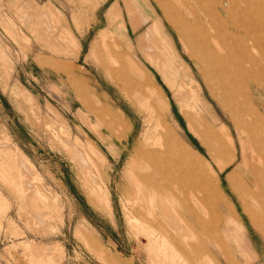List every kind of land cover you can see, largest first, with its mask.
<instances>
[{
	"label": "rangeland",
	"instance_id": "obj_1",
	"mask_svg": "<svg viewBox=\"0 0 264 264\" xmlns=\"http://www.w3.org/2000/svg\"><path fill=\"white\" fill-rule=\"evenodd\" d=\"M245 1L0 0V264H264V60L233 27Z\"/></svg>",
	"mask_w": 264,
	"mask_h": 264
},
{
	"label": "bare ground",
	"instance_id": "obj_2",
	"mask_svg": "<svg viewBox=\"0 0 264 264\" xmlns=\"http://www.w3.org/2000/svg\"><path fill=\"white\" fill-rule=\"evenodd\" d=\"M209 1H211V0H209ZM215 1V0H214ZM217 1H219V0H217ZM249 1V2H248ZM246 3H245V6L243 7V9H245V14H244V12L243 11H240L241 13L243 12V14L245 15V17L243 18V19H240L239 21H234L233 23V27H234V29H239V28H246V30H248L249 31V37H251L250 39H251V46H252V51H256V52H258L257 54H258V56H260L263 60H264V31H263V28H262V21H264L262 18H263V16H264V3L263 2H261V1H259V0H248ZM229 2H231V1H229ZM232 5V4H231ZM230 5V6H231ZM236 6V5H235ZM233 7V6H232ZM239 7H241V6H239ZM252 8H253V11H252ZM236 9H238V8H235V11H236ZM239 13V12H238ZM167 14V13H166ZM233 14H236V13H234V10H233ZM240 14V13H239ZM243 14H241L242 16L241 17H243ZM263 15V16H262ZM234 18V17H233ZM238 18H239V15H238ZM235 19V18H234ZM223 25H221V28H220V31H222V29H223ZM226 30H227V28H226ZM227 31H229V30H227ZM223 32V31H222ZM238 32H240V31H238ZM222 33H220V35H221ZM231 35V34H230ZM244 35H245V33H244ZM237 36H238V33H237ZM246 36H248V35H246ZM245 36V37H246ZM228 38V37H227ZM229 38H231V37H229ZM247 38V37H246ZM225 39H226V37H225ZM244 39V38H243ZM231 40H232V38H231ZM241 41H242V38L240 39ZM248 41H249V39H248ZM250 42V41H249ZM231 43V42H230ZM218 44V43H217ZM219 45V44H218ZM249 45L250 44H248V47H249ZM245 46H247V45H244L243 47H245ZM250 49V48H249ZM220 53H221V55H223V53H225V55H226V57L229 59H231V58H234V56H233V54H232V52H231V48L229 47V46H225L224 44H222V45H220V51H219ZM251 53V52H250ZM253 54H254V52H253ZM247 55V54H246ZM255 55V54H254ZM257 56V57H258ZM247 57V56H246ZM251 59V58H250ZM250 59H249V61H250ZM207 60H208V58H207ZM256 61H257V59H256ZM259 61V60H258ZM258 63V62H257ZM207 64V63H206ZM262 64V63H261ZM248 66H249V64H247ZM256 65V64H255ZM263 65V64H262ZM210 66V65H209ZM257 66V65H256ZM206 67H208L207 65H206ZM262 68L264 67V66H261ZM262 68H260V69H262ZM224 70V69H223ZM262 72H264V68H263V71ZM248 74H249V72H248ZM261 74V73H260ZM259 74V75H260ZM246 77H247V75H246ZM259 77V76H258ZM260 78V77H259ZM252 79L254 80V77H253V75H252ZM261 79V78H260ZM259 79V80H260ZM234 80V79H233ZM262 81V80H261ZM254 82V81H253ZM260 82V81H259ZM230 83H231V81H230ZM238 84H240V83H238ZM263 84V83H262ZM224 87V86H223ZM240 90V89H239ZM258 90V88L256 87V86H254V88H253V93H255V98H256V96H257V102H259L258 103V105L261 107V108H263V110H264V98H263V96H261V95H259V93L260 92H258L257 91ZM236 93V92H235ZM251 94V93H250ZM237 95H238V93H237ZM242 96V95H241ZM244 99V98H243ZM245 101V100H244ZM251 101V100H250ZM247 104V103H246ZM248 104H251V102L250 103H248ZM255 105V104H254ZM241 106V105H240ZM256 106V105H255ZM252 107V106H251ZM257 107V106H256ZM245 108V107H244ZM240 110V109H239ZM243 111H244V109H243ZM246 111V110H245ZM253 111V110H252ZM248 112V111H247ZM258 112H260V111H258ZM249 113V112H248ZM257 114V113H256ZM260 114V113H259ZM244 115H246V113L244 114ZM244 115H243V117H244ZM251 116H253V114L251 115ZM254 116H255V114H254ZM263 116V115H262ZM258 118H259V116H257ZM264 117V116H263ZM118 118V117H117ZM251 118V117H250ZM162 120V119H161ZM161 120H160V122H161ZM255 120L257 121V119L255 118ZM259 120V119H258ZM264 120V119H263ZM165 122V121H164ZM252 122H253V118H252ZM192 123V122H191ZM247 123V122H246ZM248 124V123H247ZM159 125H161V127H163V129H162V137H163V140H162V142L164 143V145H163V147H167V149L170 151V152H173V153H175L176 155H179L180 157H182V159H184V160H186V159H188L191 155H192V153H191V151L186 147V146H184L183 144H182V142H180V140H179V138H177V136L172 132V130L169 128V127H167L166 125H162V124H159ZM237 125V124H236ZM244 125V124H243ZM246 125V124H245ZM255 124H253L252 125V127L254 126ZM257 125V124H256ZM241 126V125H240ZM248 126V125H247ZM247 126H246V130H247ZM250 126V125H249ZM261 126H262V124H261ZM211 127V126H210ZM256 127V126H255ZM258 127H259V125H258ZM241 128V127H240ZM243 128V127H242ZM207 129V128H206ZM206 129H205V131H206ZM209 129V128H208ZM245 128H243V130H244ZM252 129V128H251ZM254 129V128H253ZM264 129V128H263ZM195 130V129H194ZM199 130V129H198ZM212 130V129H211ZM208 131V130H207ZM206 131V132H207ZM253 131V130H252ZM257 131H259L258 130V128H257ZM257 131H256V133H257ZM201 132V131H200ZM210 132V131H209ZM213 132V130L211 131V133ZM255 132V131H254ZM253 132V133H254ZM195 133V132H194ZM250 133V132H249ZM202 134V133H201ZM206 134V133H205ZM216 134V133H215ZM198 135V134H197ZM259 135H261L260 133H259ZM210 136V134L208 133V136L207 137H209ZM218 136V137H217ZM217 136H213V137H216V138H219V139H217L218 141L219 140H221L220 139V137H219V135L217 134ZM255 136V135H254ZM202 137H203V134H202ZM211 137V136H210ZM259 138V137H258ZM257 138V139H258ZM206 138L204 137V140H205ZM208 139V138H207ZM250 139L251 140H253L251 137H250ZM260 139H262V138H260ZM259 139V140H260ZM209 140V139H208ZM213 140H214V138H213ZM263 140V139H262ZM215 141V143H216V140H214ZM264 141V140H263ZM210 142V141H209ZM226 142V141H225ZM211 143H212V140H211ZM222 143V142H221ZM218 144H219V142H218ZM223 144V143H222ZM225 144V143H224ZM143 145V144H142ZM206 146V145H205ZM217 147V146H216ZM259 147H260V145H259ZM152 148V147H151ZM208 148V147H207ZM206 148V149H207ZM213 148V146H211V149ZM231 147H229V149H230ZM149 149H150V146H149ZM209 149H210V147H209ZM215 149V148H214ZM213 149V150H214ZM143 150V149H142ZM208 150V149H207ZM216 150V149H215ZM217 150H218V148H217ZM222 150V149H221ZM147 152H148V150H146ZM146 151H145V153H146ZM230 151H231V149H230ZM143 152H144V150H143ZM142 152V154H144ZM153 151L151 150V153H152ZM219 152H221L220 150H219ZM217 153V152H216ZM224 153V152H223ZM223 153H220V154H223ZM141 154V153H140ZM149 154H150V152H149ZM228 154H229V152H228ZM146 155V154H145ZM209 155L211 156V154H210V150H209ZM213 155V154H212ZM216 156H218V154H215ZM214 155V156H215ZM147 156H148V154H147ZM151 156V155H150ZM153 156V155H152ZM194 156V155H193ZM196 156V155H195ZM215 156V157H216ZM220 156V155H219ZM153 158H155L154 156H153ZM191 158V157H190ZM196 158H197V156H196ZM211 158V157H210ZM222 158V157H221ZM157 159V158H156ZM155 159V160H156ZM231 159H232V157H231ZM143 160V159H142ZM154 160V161H155ZM192 160V159H191ZM195 160V159H194ZM146 161V160H145ZM151 161V160H150ZM217 161H220V160H217ZM223 161H225V160H223ZM156 162H159V161H155V163ZM192 162H193V160H192ZM191 162V163H192ZM196 163H198V161H195ZM201 162V161H200ZM199 162V163H200ZM145 163V162H144ZM164 163V162H163ZM189 163V162H188ZM140 164V163H139ZM146 164V163H145ZM148 164V163H147ZM146 164V165H147ZM157 164V163H156ZM159 164V163H158ZM157 164V165H158ZM160 164H162V163H160ZM165 164V163H164ZM186 164V163H185ZM223 164V163H222ZM152 165H153V163H152ZM163 165V164H162ZM162 165H160V166H162ZM188 165V164H187ZM186 165V166H187ZM198 165V164H197ZM196 165V166H197ZM202 165V164H201ZM219 166H220V164H218ZM159 166V165H158ZM157 166V167H158ZM190 166H193V165H190ZM195 166V165H194ZM162 167H164V165L162 166ZM162 167H161V172H162ZM201 167V166H200ZM133 168V167H132ZM132 168H130V169H132ZM168 168V167H167ZM190 168V167H189ZM192 168V167H191ZM194 168H196V167H194ZM197 168H199V166L197 167ZM221 168V167H220ZM130 169H129V171H130ZM138 169V168H137ZM142 169V168H141ZM145 169H146V167H145ZM134 170V169H133ZM160 170V169H159ZM168 170H169V168H168ZM167 170V171H168ZM200 170V169H199ZM144 171V170H143ZM131 172V171H130ZM136 172V171H135ZM140 172V171H139ZM139 172H138V174H139ZM142 172V171H141ZM151 172H153V171H151ZM201 172V171H200ZM204 172V171H203ZM150 172H148L147 173V171H146V173H141L142 175L141 176H143L142 177V179L144 180V183H143V190L145 191V192H147L148 193V191H152L153 193H160V194H163L164 193V187L160 184V183H158L157 181H156V179H154V178H152L151 176H150V174H149ZM164 173V172H163ZM169 173H170V171H169ZM206 173V172H205ZM235 173V172H234ZM133 174V173H132ZM134 175V174H133ZM177 175V174H176ZM231 175V174H230ZM137 176H140V175H137ZM140 176V177H141ZM175 176V175H174ZM180 177V176H179ZM178 177V178H179ZM237 177H238V175H237ZM169 178H171V177H169ZM183 178V177H182ZM141 179V180H142ZM135 180V179H134ZM207 180V179H206ZM210 180H211V178H210ZM208 181V182H211V181ZM136 181V180H135ZM205 181V180H204ZM242 182V181H241ZM204 183H206V182H203V185H204ZM214 183V182H213ZM136 184V183H135ZM210 184V183H209ZM164 185V184H163ZM213 185H215V184H213ZM205 186V185H204ZM206 187V186H205ZM209 186H207V188H208ZM211 187V186H210ZM209 187V188H210ZM216 187V186H215ZM234 187V186H233ZM136 188H137V186H136ZM247 188H248V186H247ZM235 189V188H234ZM206 190V189H205ZM210 190V189H209ZM212 191V188H211V190H210V192ZM239 191H240V189H239ZM243 191V190H242ZM136 193V192H135ZM219 193V192H218ZM237 193V192H236ZM239 193V192H238ZM240 194V193H239ZM141 195V194H140ZM158 195V194H157ZM251 195V194H250ZM142 196V195H141ZM252 196V195H251ZM143 198V197H142ZM147 199H148V197H146ZM135 200V199H134ZM162 200V199H161ZM149 201V200H148ZM149 203V202H148ZM146 204V203H145ZM150 204V203H149ZM144 205V204H143ZM134 206V205H133ZM169 206V205H168ZM140 207V206H139ZM144 207H145V205H144ZM140 208H142L143 209V207H140ZM190 210H191V204H190V207H188ZM167 209H165V211H166ZM171 210V209H170ZM149 211V210H148ZM170 212V211H169ZM168 212V213H169ZM146 213V212H145ZM174 215V214H173ZM144 216V215H143ZM176 218V217H175ZM192 220V219H191Z\"/></svg>",
	"mask_w": 264,
	"mask_h": 264
},
{
	"label": "crops",
	"instance_id": "obj_3",
	"mask_svg": "<svg viewBox=\"0 0 264 264\" xmlns=\"http://www.w3.org/2000/svg\"><path fill=\"white\" fill-rule=\"evenodd\" d=\"M260 87H262L261 85H259V86H257V88H260ZM253 99H254V102H255V105L257 106L256 108H258V110H260V112H261V114L262 115H264V110H263V108H261L259 105H258V103H256V98H255V95L253 96ZM264 117L263 118H261V119H259V121L261 122V123H259L260 124V126H261V124H262V126L264 125ZM243 122H247L250 126H252L253 124V122H252V120H249V121H245V120H243ZM248 125V126H249ZM255 125H256V123H255ZM254 125V126H255ZM258 125V124H257ZM242 132H244L245 133V131H242ZM245 135L250 139V136L249 135H247L246 133H245ZM253 137V136H252ZM256 142V141H255ZM259 147V146H258ZM260 150H264V149H261V148H259ZM217 160H220L219 161V164H220V166L219 165H217L216 164V166H217V172H222L225 168H226V166L228 165V164H230L231 163V161L233 160V159H231L230 161H227L226 159H225V161H223L224 160V158L223 159H217ZM261 160H263V162H264V157H261ZM223 163V164H222ZM219 167H221V169L219 168ZM239 168L237 167V168H235V169H233V170H231L228 174H227V181H228V183H229V185L230 186H234V190H236V192L238 193H240V192H242V190L244 191V190H246V191H248L249 190V186H248V188H247V185L246 184H244V182L242 181H240V178H239ZM264 170V169H263ZM235 172V173H234ZM264 172V171H263ZM260 173H262V172H260L259 170H257V172H256V180H259L258 179V177L260 176ZM231 174V175H230ZM237 175H238V177H237ZM239 189H240V191H239ZM235 192V193H236ZM228 202H230L229 204H224V207L225 208H227V207H231L232 206V203H231V201H228ZM235 205V204H234ZM242 205H243V203L241 204V207H242ZM236 206V205H235Z\"/></svg>",
	"mask_w": 264,
	"mask_h": 264
}]
</instances>
